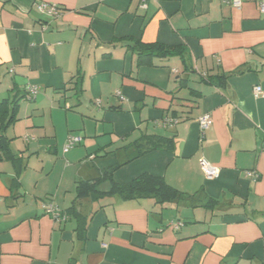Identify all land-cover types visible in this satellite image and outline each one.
<instances>
[{
  "label": "crops",
  "instance_id": "obj_1",
  "mask_svg": "<svg viewBox=\"0 0 264 264\" xmlns=\"http://www.w3.org/2000/svg\"><path fill=\"white\" fill-rule=\"evenodd\" d=\"M259 1L151 0L141 10L138 0H0V100L12 87L36 89L31 102L51 99L46 119L42 112L25 121L27 132H40L22 138L23 148L6 133L21 116L5 129L11 150L25 160L46 149L53 164L60 153L79 162L50 183L23 170L17 186L12 163L0 159V264H264V97L253 93L255 85L264 91ZM39 2L60 13L40 12ZM139 38L181 56L138 65L127 44ZM83 99L89 114L58 132L55 107L69 101L67 121ZM203 113L212 124L202 136ZM80 130L82 141L63 151L66 135ZM144 135L172 145L131 159ZM201 157L219 167L216 178H205ZM112 168L116 182L146 172L184 194L162 204L117 195L74 202L77 181ZM97 188L107 191L110 182ZM45 202L66 220L45 214ZM76 212L85 219L81 231Z\"/></svg>",
  "mask_w": 264,
  "mask_h": 264
},
{
  "label": "trees",
  "instance_id": "obj_2",
  "mask_svg": "<svg viewBox=\"0 0 264 264\" xmlns=\"http://www.w3.org/2000/svg\"><path fill=\"white\" fill-rule=\"evenodd\" d=\"M127 47L136 52L137 64H152L151 59L154 57L163 58L171 55H180L181 49L167 47L158 42H143L141 39H135L133 43L127 44ZM212 77V76H211ZM216 78H226V76H217ZM211 79V78H210ZM181 80V78H180ZM211 81V80H210ZM74 89L77 93L81 91V79L77 77L74 81ZM9 91H16L12 87ZM33 95L29 89L28 92L19 94V92L12 94V96L4 97L0 100V159L10 161L15 170V177L12 178V184L18 186V177L26 168V160L22 154L12 152L10 147V139H8L4 131L14 121L17 120V112L19 102L24 99H33ZM139 143H136L137 151L131 157L135 158L145 152L157 148L169 149L171 147V139L159 135H144ZM113 169H109L100 176L92 179V181L79 180L75 185V199L74 202L82 198H90L98 200L103 196L117 195L122 199H138L150 197L156 203H164L171 201H178L182 198L184 192L177 190L169 185L161 176H156L150 173H141L127 182H116L112 179ZM108 180L110 188L107 191H102L97 188L100 182ZM78 220V230L81 231L84 227V218L76 212Z\"/></svg>",
  "mask_w": 264,
  "mask_h": 264
},
{
  "label": "rangeland",
  "instance_id": "obj_3",
  "mask_svg": "<svg viewBox=\"0 0 264 264\" xmlns=\"http://www.w3.org/2000/svg\"><path fill=\"white\" fill-rule=\"evenodd\" d=\"M9 77H11V76L10 75L8 76V78H7L8 80H9ZM20 89L21 88H19L16 91H12V92L7 90L8 92L7 91L4 92V96H6L7 93L9 94V96H12V94H14V93L21 92ZM34 96L35 95H33V97ZM38 96L40 97L41 95H38ZM35 99H36V97H35ZM40 99H39L40 101L35 100L32 102L29 99L21 100L20 101L21 108L19 109V112L17 113L18 116H21V119H19L6 132L8 136L9 135L13 136V140H14L13 146H15V142H17L18 149L24 147L22 138H24L26 135H28L27 136L28 138H30L31 136L34 138H37V136L39 135V132H40L36 129L34 131L27 132V127H25V124H27V123L25 121L28 120V122H30V124L39 121L42 117V115H41L42 112L46 113V116L43 117V120L48 117L49 106H51V103L49 100H51V99H47V98L45 99L42 97H40ZM73 105H75L74 103L72 104V107H73V109H75L77 111L75 112V110H73V109H68L67 110L68 114L69 113L70 114H69V119L67 121H65L64 115H65L67 107L71 106V105H69V101L61 103L62 107L61 106L58 107L56 104L54 105V106H57V107H55L56 110H59L62 113L59 115H56V114L54 115V121H55V124L57 126L58 132L61 131L63 133L66 129V126H68L69 128H72V127H70L72 124H74L75 122L77 123L78 121H81L80 118L78 117V116L81 117V114H89L88 113L89 111L88 112L86 111V107L89 108V104H88L87 99H83V103L80 106L74 107ZM35 106L38 109V111H37L38 114L40 113L41 116L27 117V113H29V112L32 113L33 109L36 108ZM33 115H36V113H33ZM76 116H77V118H76ZM78 118H79V120H78ZM31 129L32 128H30V130ZM72 129H74V128H72ZM80 132H81V130L80 131H73V133H70V134L75 133V134L80 135L81 134ZM68 135L69 134L66 135V138H65L64 142L62 143V146H61L62 149H63V146H64L66 140H67ZM83 136H84V134H83ZM80 146H82V144L75 146L74 149H77ZM85 155H86V151H84V153H83V156H85ZM25 156H26V160H27V166L23 172L24 173L26 172L29 175L30 180H35L37 177L39 178V176L41 175L42 177H46L47 179H49L48 181L50 183L51 181H54L56 178H58L61 175V173H63V172H64V175L65 174H71L72 172L74 173L75 169L79 165V162L75 161L74 163H72V164H74L75 167H72V164L69 163L70 161H69L68 156H62L61 153L59 154L58 160L56 161V163L53 164L54 155L48 153L46 149H40L37 153H33L30 156H28V154L25 153ZM52 165H53V168L50 170V172L48 174H45L49 171V169ZM66 167H68V168L65 170ZM73 188H74V184H73ZM72 191H73V189H72ZM32 192H34V191L32 190ZM61 193L63 194V190ZM64 200H70V194L68 192L64 193Z\"/></svg>",
  "mask_w": 264,
  "mask_h": 264
},
{
  "label": "built area",
  "instance_id": "obj_4",
  "mask_svg": "<svg viewBox=\"0 0 264 264\" xmlns=\"http://www.w3.org/2000/svg\"><path fill=\"white\" fill-rule=\"evenodd\" d=\"M149 1L151 0H138V8H140L141 10L147 9ZM242 1L243 0H230V3L234 7H240ZM258 8L261 13H264V0H260L258 2ZM37 9L40 12H45L53 16H56L60 13L56 5L52 3L39 2L37 4ZM29 91L32 94L36 93V89L34 88H29ZM253 93L255 96L264 97V91L262 90L260 85L254 86ZM197 122L199 125V129L201 131V135L203 136L204 132L212 124V117L209 113H203L199 115V117L197 118ZM81 141H82V137L80 135H69L63 146V151H67L68 149L72 148L74 145L80 143ZM199 166L206 179H213L219 175V167L213 165L208 160H206L204 157L199 158ZM251 174H252V171H247V175H251ZM43 210L45 214L50 215L55 220L63 221V220H66L67 218L66 214L60 211L58 207L55 206L51 202H45L43 204ZM180 225H181L180 222L176 223L174 224V228H177Z\"/></svg>",
  "mask_w": 264,
  "mask_h": 264
}]
</instances>
